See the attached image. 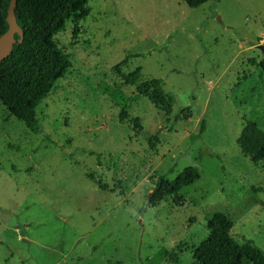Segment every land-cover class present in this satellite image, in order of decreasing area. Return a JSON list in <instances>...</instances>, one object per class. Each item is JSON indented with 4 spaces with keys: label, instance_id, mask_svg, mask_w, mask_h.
Returning a JSON list of instances; mask_svg holds the SVG:
<instances>
[{
    "label": "rangeland",
    "instance_id": "1",
    "mask_svg": "<svg viewBox=\"0 0 264 264\" xmlns=\"http://www.w3.org/2000/svg\"><path fill=\"white\" fill-rule=\"evenodd\" d=\"M56 40L72 67L36 109L42 132L0 102V264H198L218 212L264 252V163L236 143L244 120L264 131V0H89ZM136 70L169 112L142 97L120 123L107 88L133 96ZM190 167L198 181L154 199Z\"/></svg>",
    "mask_w": 264,
    "mask_h": 264
},
{
    "label": "trees",
    "instance_id": "2",
    "mask_svg": "<svg viewBox=\"0 0 264 264\" xmlns=\"http://www.w3.org/2000/svg\"><path fill=\"white\" fill-rule=\"evenodd\" d=\"M190 8H198L216 0H182ZM89 0H16L14 9L18 32L8 57L0 62V102L10 114L21 121L33 134H40L42 127L36 109L57 89L58 82L72 67L71 55L62 48L56 37L67 31L68 23L76 24L87 17ZM11 0H0V40L9 31L8 10ZM76 28V27H75ZM77 32H73V38ZM254 64L264 73V58ZM140 70L127 75L129 84L136 86V94L126 96L117 88H107L110 97L121 108L120 123L147 97L155 106H166L169 112V97L164 93L161 79H151L137 84ZM201 122L199 133H205ZM241 154L254 164L264 163V131L255 121L244 120L237 139ZM101 163V154L90 153ZM200 179L199 170L187 168L174 181L160 176L155 183L154 199L164 195L178 196L179 192ZM99 186L100 183L98 182ZM233 223L218 212L208 223L209 236L194 251L198 264H264V252L252 241L238 243L232 236Z\"/></svg>",
    "mask_w": 264,
    "mask_h": 264
},
{
    "label": "water",
    "instance_id": "3",
    "mask_svg": "<svg viewBox=\"0 0 264 264\" xmlns=\"http://www.w3.org/2000/svg\"><path fill=\"white\" fill-rule=\"evenodd\" d=\"M15 5H16V0H11L10 7L8 10V18H7L8 23H9V31L6 34V35H9V41L4 49H0V62L4 58L8 57L9 54L11 53L13 49V45L15 43V34L18 32V29H19L17 25L15 13H14ZM260 49L264 50L263 46H261ZM24 241L27 242L25 239Z\"/></svg>",
    "mask_w": 264,
    "mask_h": 264
},
{
    "label": "bare ground",
    "instance_id": "4",
    "mask_svg": "<svg viewBox=\"0 0 264 264\" xmlns=\"http://www.w3.org/2000/svg\"><path fill=\"white\" fill-rule=\"evenodd\" d=\"M8 41H9V35H5L4 37H2V39L0 40V48L4 49Z\"/></svg>",
    "mask_w": 264,
    "mask_h": 264
}]
</instances>
